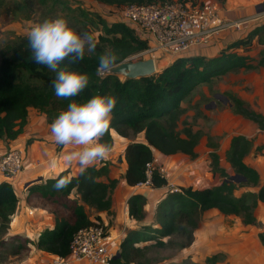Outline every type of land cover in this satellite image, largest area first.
Wrapping results in <instances>:
<instances>
[{
  "label": "trees",
  "instance_id": "trees-1",
  "mask_svg": "<svg viewBox=\"0 0 264 264\" xmlns=\"http://www.w3.org/2000/svg\"><path fill=\"white\" fill-rule=\"evenodd\" d=\"M92 1L110 10L111 7L128 4L147 5L172 0ZM216 1L223 4L226 0ZM95 18L96 22L92 18L87 21L101 34L96 52H86L82 60L70 65L73 71L87 73L90 83L83 92L70 100L54 95L51 81L55 73L34 61L27 36L16 37L0 49V140L13 141L21 134L29 108L43 114L47 123L51 124L72 100L84 103L94 95H113L118 102L103 140L112 148L113 136L129 140L122 152L126 165L124 180L128 186H135L144 181L145 165L153 160L154 153L163 156L180 154L191 160L196 159L195 149L202 133L187 126L178 129L183 114L181 102L191 90L230 71L264 66L263 58L254 65L253 59L246 55L252 47V39L259 32L255 29L222 48L217 56L177 58L148 77L120 79L118 75L108 73L97 75L98 56L106 49L117 54L118 63L144 51L148 43L139 38L132 28L120 22L108 24L104 18ZM225 96L234 114L252 121L257 129L264 131L263 115L247 107L240 99L232 95ZM138 136L142 137L141 141L134 140ZM252 148L251 140L236 135L231 138L230 147L224 154L232 174L245 180L238 183L228 181L231 175L220 166L218 154L211 152L210 172L221 182L201 190L188 186L167 192L155 209L154 218L158 227L140 226L137 230L128 231L118 246L119 258L113 259L111 263L143 264L137 260L144 257L145 251L175 246L172 241L175 236L185 237V242L180 245L181 250L189 247L200 217L208 210L240 217L244 225H255L253 212L258 203L264 204V184H260L258 173L244 162ZM107 176L108 167L104 164L100 167L90 166L75 176L62 171L54 178L37 180L27 187L26 205L31 209L44 210L53 218V227L42 230L34 242L37 250L50 256L67 257L70 242L79 230L94 224L101 225L98 216L90 219L85 207L96 213L109 211L110 194L117 181H101ZM62 177L68 179L67 187L61 191L54 190L53 184ZM151 182L152 188L167 185L166 179L157 173H153ZM240 188H252L255 191L236 197L235 192ZM17 204L18 198L12 185L0 180V223L11 219ZM144 205L145 198L142 195H132L127 201L128 216L137 222L142 221ZM258 238L264 247V234L259 233ZM139 244L144 245L140 247ZM21 248L22 245L14 248L13 255L19 253Z\"/></svg>",
  "mask_w": 264,
  "mask_h": 264
},
{
  "label": "crops",
  "instance_id": "crops-1",
  "mask_svg": "<svg viewBox=\"0 0 264 264\" xmlns=\"http://www.w3.org/2000/svg\"><path fill=\"white\" fill-rule=\"evenodd\" d=\"M199 1L217 3L220 7V17L224 21L231 22L251 16H256L257 20L247 21L239 29H228L221 32L207 45L192 49L184 56L185 58L217 56L222 48L258 29L259 32L252 39V47L246 52V55L253 59L254 65L261 58L264 59V0H226L223 4L216 0ZM238 53L241 51L238 50ZM173 60L174 58H171L167 61L166 56L161 58L155 62V69L157 70L158 66L161 70L170 65ZM219 78L223 79L225 95H232L240 99L247 107L264 116V66L251 70L230 71ZM217 112L214 113V117L217 115V119L221 117L228 119L227 130L230 135L233 132L227 142L226 150L221 153L223 157L215 151L220 156V162L221 158L223 161L225 159L224 154L230 147L231 138L236 135L244 136L253 144V148L245 157L244 162L258 173L260 184H264V131L257 129L256 124L252 121L234 114L230 102L222 113ZM49 125L43 114L29 108L26 124L21 134L13 141L0 140V157L10 147H18L22 150L21 172L13 180H0L9 182L13 187L18 204L11 219L24 229L21 231L17 225L15 230L24 231L26 238L30 240V243L28 242L26 245L27 247L33 246V249L39 233L46 228L53 227V218L44 210L31 209L26 205L27 187L37 180L54 178L62 171H68L69 175L75 176L82 170L78 162H68L65 159L66 154L75 150V147L57 145L51 136ZM113 139L114 146L108 158L92 165L96 167L107 165L108 176L101 178V181L106 182L107 179L117 181L110 194L111 206L109 211L99 213L93 209L91 211L92 217H99V223L112 241L111 247L117 252L120 242L128 231L137 230L140 226L158 227L155 224V209L159 201L170 191L169 184L175 188L190 186L201 190L212 187L213 178L208 161L202 156L185 163L176 155L163 156L154 153L158 164L166 171L167 185L161 188L135 189L133 186H128L124 180L126 165L122 152L128 141L117 136H113ZM117 144H121V147H118ZM118 159L120 163H117ZM221 166L226 170L229 168L226 161L221 162ZM217 179L216 177L215 180L217 181ZM135 194L145 198L144 216L140 222L128 216L127 201ZM85 209L89 208L85 207ZM253 214L256 224L244 225L240 217L234 215H222L214 209L204 212L193 233L190 248L178 251L169 262L166 260L164 264H264V247L258 238L259 233L264 234V204L258 203ZM90 219L92 218L90 217ZM36 251L43 256L38 264H45L49 261L50 255L41 250L36 249ZM220 257L222 262L219 260ZM29 264L37 263L30 260ZM72 264H86V262Z\"/></svg>",
  "mask_w": 264,
  "mask_h": 264
},
{
  "label": "rangeland",
  "instance_id": "rangeland-1",
  "mask_svg": "<svg viewBox=\"0 0 264 264\" xmlns=\"http://www.w3.org/2000/svg\"><path fill=\"white\" fill-rule=\"evenodd\" d=\"M113 15L114 13L111 10L92 0H0V49L5 44L13 42L16 37L27 36L32 24L57 17L67 19L70 27L79 34L93 33L98 43L101 34L87 19L92 18L96 22L95 17H101L108 24H111L117 22L116 17ZM162 55L165 57L167 54ZM169 56H166L167 61L171 60ZM156 60L158 61V59ZM159 70L157 66L156 72ZM118 77L120 79L124 78L121 75H118ZM223 85L222 78H216L209 83L201 84L191 90L181 102L183 114L180 117L178 129L187 126L202 133L195 152L197 157L202 156L207 159L209 169L210 153L216 151L223 157L221 153L226 150L227 142L233 133L230 135L227 130L228 119H223V117L217 119V115L214 117V113H218L217 111L222 113L225 107L229 105V101L223 92ZM134 140L141 141L142 137L138 136ZM127 141L129 143V140ZM117 146L121 147V144H117ZM176 157L185 163L192 161L184 155L179 154ZM221 159V162L224 163L225 159L224 161L223 158ZM221 162L219 156L220 166ZM117 163H120L119 159ZM226 171L233 176L229 168ZM216 177V175H212L211 184L213 186L221 182L218 177L217 182ZM252 191H255V189L240 188L235 192V196L239 197L243 193ZM85 211L92 218L91 209H85ZM17 225L19 224L12 219L0 223V264H29L30 260L38 264L41 257H43L42 254H39L35 248L33 249V246L27 247L26 241L30 240L26 238L24 231L20 232L23 229L20 225L18 228L20 230H15ZM172 241L175 246L149 248L144 252V257L137 261L143 264H164L166 260L169 262L181 250L180 245L185 242V237L175 236ZM18 245H22V248L19 249V253L13 255L12 250ZM143 245L141 244L140 247ZM190 246L187 248H190ZM221 259L220 257V262H222Z\"/></svg>",
  "mask_w": 264,
  "mask_h": 264
},
{
  "label": "built area",
  "instance_id": "built-area-1",
  "mask_svg": "<svg viewBox=\"0 0 264 264\" xmlns=\"http://www.w3.org/2000/svg\"><path fill=\"white\" fill-rule=\"evenodd\" d=\"M120 22L132 28L135 34L145 39L147 49L128 58L131 61L164 57L185 58L194 48L207 45L212 38L228 29H239L256 16L241 18L236 21H224L220 17V7L213 2H192L191 0H172L165 3H150L147 5L128 4L110 9ZM165 55V56H167ZM23 166L22 150L10 147L0 157V179L13 180L21 172ZM157 173L165 178L164 167L158 164V159L145 165L144 181L133 186L135 189H151V177ZM175 191L173 185L168 186ZM111 240L104 227L99 224L79 230L72 238L67 257L50 256L48 264H112L115 254Z\"/></svg>",
  "mask_w": 264,
  "mask_h": 264
},
{
  "label": "clouds",
  "instance_id": "clouds-1",
  "mask_svg": "<svg viewBox=\"0 0 264 264\" xmlns=\"http://www.w3.org/2000/svg\"><path fill=\"white\" fill-rule=\"evenodd\" d=\"M27 40L34 61L55 73L51 87L57 98L70 100L88 87L89 75L71 70L70 65L82 60L86 51L89 54L96 52L93 33L79 34L70 27L67 19L57 17L32 24ZM117 60V54L106 49L98 56L97 75L111 72ZM65 61L68 63L64 64ZM117 102L113 95H94L84 103L72 100L67 109L54 118L49 128L55 143L75 147L66 154L68 162H78L83 171L108 158L112 147L103 138L109 131ZM68 183V179L62 177L56 180L53 188L61 191Z\"/></svg>",
  "mask_w": 264,
  "mask_h": 264
},
{
  "label": "water",
  "instance_id": "water-1",
  "mask_svg": "<svg viewBox=\"0 0 264 264\" xmlns=\"http://www.w3.org/2000/svg\"><path fill=\"white\" fill-rule=\"evenodd\" d=\"M156 72L155 64L152 59H144V60H123L118 62L116 66L112 69L108 74L111 75H121L126 79H135L148 77L153 75ZM228 181L238 183L239 181H245L243 178L238 176H231ZM119 258L118 253L115 254L113 259Z\"/></svg>",
  "mask_w": 264,
  "mask_h": 264
}]
</instances>
